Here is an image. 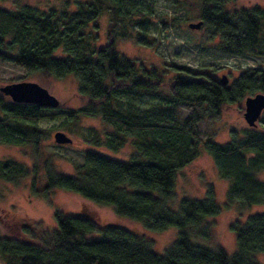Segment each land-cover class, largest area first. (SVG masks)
Wrapping results in <instances>:
<instances>
[{
	"label": "trees",
	"instance_id": "1",
	"mask_svg": "<svg viewBox=\"0 0 264 264\" xmlns=\"http://www.w3.org/2000/svg\"><path fill=\"white\" fill-rule=\"evenodd\" d=\"M2 2L8 0H0ZM234 0H200L199 19L210 39L229 55H260L264 58V9H228ZM15 8L0 6V61L11 62L28 72H39L56 79L74 76L78 94L85 98L81 110L57 109L14 103L0 92V142L16 145L23 141H42V122L64 117V130L74 133L80 116L101 115L116 128L106 143L119 149L125 137L134 138L136 151L127 162L117 161L94 151H86L84 163L75 176L56 173L43 166L47 189L61 188L143 223L150 231L170 227L178 236L164 254L155 253L151 240L117 225L100 227L85 210L75 215L55 214L57 229L49 230L40 222L24 219L17 236L0 237V255L7 264H258L255 254L264 253V213L250 215L244 224L236 222L237 251L229 256L221 248H208L193 238V228L205 217L215 216L220 208L210 186L203 199H185L178 211L165 206L172 198L177 171L190 164L198 154L199 141L187 126L171 124L173 111L180 105L206 107L210 116L225 106L248 96L264 93V67L246 70L227 85L206 72L180 67L164 82L156 69H146L119 53L116 42L135 40L146 45L145 33L132 34L144 20L136 0H67L60 7L42 9L16 3ZM109 19L107 45L99 46L100 16ZM141 19V20H140ZM167 86L155 113H139L120 98L139 91ZM116 102L113 109L112 103ZM263 129L250 128L239 138L233 132L230 142L211 140L203 147L214 158L219 175L230 181L227 198L242 208L264 204V182L256 173L264 170ZM168 122L169 125H162ZM258 126V125H257ZM64 132V131H63ZM39 170V169H38ZM36 171V170H35ZM28 170L19 162L0 160V180L14 181ZM157 192L159 196H155ZM12 226V225H10ZM8 228L10 233L16 230ZM94 233L97 236L91 237ZM19 235L23 236L21 239ZM209 237V228L199 232Z\"/></svg>",
	"mask_w": 264,
	"mask_h": 264
},
{
	"label": "rangeland",
	"instance_id": "2",
	"mask_svg": "<svg viewBox=\"0 0 264 264\" xmlns=\"http://www.w3.org/2000/svg\"><path fill=\"white\" fill-rule=\"evenodd\" d=\"M67 0H8L0 1V6L15 8L16 3L30 4L42 9L60 7ZM136 1V0H135ZM142 14L134 15L144 20L137 24L132 34L145 33L146 45L137 44L135 40H119L116 48L124 57L134 61L137 66L156 69L164 78V82L172 79L176 68L186 67L206 72L215 78L222 75L231 84L237 76L246 71L262 69L264 58L260 55H229L218 47V40L209 38L205 27L191 29L190 23L200 21L198 6L200 0H137ZM260 7L264 9V0H234L226 3L228 9ZM140 19V20H141ZM99 46L109 42V19L106 15L99 17ZM35 82L46 88L60 101L57 112L62 115L67 109L81 110L86 104L77 91V80L74 76L63 79L46 76L39 72H28L11 62L0 61V87L18 82ZM167 86L159 83L154 89L139 91L135 98H120L123 106L130 104L139 113L148 115L155 113L161 96H167ZM113 109L116 102L111 104ZM158 111V110H156ZM206 107L180 105L172 112L174 120L171 124L178 128L187 126L192 134L202 143L194 160L177 171L173 195L165 204L167 208L178 211L179 204L185 199H203L211 186L215 193V201L220 211L215 216L205 217L203 222L193 228L197 237L193 238L208 248H221L229 256L237 251L236 231L232 225L236 222L244 224L247 218L255 213H264V204L242 208L239 202L230 203L227 191L230 181L219 175L214 158L203 147L206 141L224 144L232 140L233 132L239 138L250 129L243 114L245 98L232 105L225 106L218 114L210 116ZM264 117V111L261 118ZM101 115L80 116L76 126H71L74 133L64 130V117L52 121H44L40 125L42 141H23L16 145L0 142V160L12 159L22 164L27 170L26 175L14 181L0 180V237L17 236L20 228L25 226L24 219L40 222L44 228L57 229L55 214L75 215L80 210L93 217L100 227L117 225L135 233H143L151 240L155 253L164 254L178 236V229L170 227L165 231L154 232L146 229L142 222L118 215L112 206L102 205L82 198L80 195L61 189H47L46 170L49 167L56 173L75 176L76 168L84 163L86 151H94L117 161L127 162L135 153L134 138L125 137L123 145L113 150L105 145L97 146L91 141L101 140L106 143L113 138L116 128L105 121ZM162 125H169L163 122ZM258 129H263L258 121ZM64 131L73 139V145L61 146L54 142V133ZM39 169V170H38ZM36 170V171H35ZM258 180L264 182V170L257 172ZM159 196L157 192H153ZM12 225V226H10ZM16 230L13 234L8 228ZM209 228V237L199 232ZM97 236L94 233L91 237ZM24 239V235L21 236ZM258 264H264V253L255 254ZM0 264H7L0 255Z\"/></svg>",
	"mask_w": 264,
	"mask_h": 264
},
{
	"label": "water",
	"instance_id": "3",
	"mask_svg": "<svg viewBox=\"0 0 264 264\" xmlns=\"http://www.w3.org/2000/svg\"><path fill=\"white\" fill-rule=\"evenodd\" d=\"M203 25L202 21L190 23L191 29H200ZM223 85L228 84L226 75H222L220 79ZM0 92L9 97L12 102L20 104H33L41 108L56 109L60 107V101L52 95L46 88L35 82H18L6 84L0 87ZM264 111V93H258L254 96L245 98V111L243 117L251 128L258 125V121ZM56 145L67 146L73 143L72 137L63 131H57L53 135Z\"/></svg>",
	"mask_w": 264,
	"mask_h": 264
},
{
	"label": "flooded vegetation",
	"instance_id": "4",
	"mask_svg": "<svg viewBox=\"0 0 264 264\" xmlns=\"http://www.w3.org/2000/svg\"><path fill=\"white\" fill-rule=\"evenodd\" d=\"M74 143V142H73ZM73 143L71 145H73ZM71 145H67V146H71Z\"/></svg>",
	"mask_w": 264,
	"mask_h": 264
}]
</instances>
